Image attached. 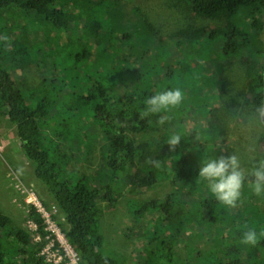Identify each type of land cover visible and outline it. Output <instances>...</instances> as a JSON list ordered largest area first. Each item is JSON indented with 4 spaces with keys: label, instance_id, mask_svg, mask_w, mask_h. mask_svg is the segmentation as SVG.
<instances>
[{
    "label": "trees",
    "instance_id": "16d2710c",
    "mask_svg": "<svg viewBox=\"0 0 264 264\" xmlns=\"http://www.w3.org/2000/svg\"><path fill=\"white\" fill-rule=\"evenodd\" d=\"M122 1L0 0V36L9 37L0 40V111L59 208V225L82 264H264L263 240L241 243L247 228L259 230L247 181L234 209L196 182L200 162L230 155L220 143L264 101V0H172L217 25L188 23L168 37L137 7L133 20ZM30 64L44 73L34 88L24 73ZM176 87L185 93L180 105L142 118L148 97ZM164 114L171 119L160 126ZM173 133L181 136L174 152ZM150 157L161 166L146 163ZM129 187L133 195L170 189L161 200L132 203V260L106 252L99 219L100 202L114 203ZM32 217L44 226L34 209ZM30 238L0 212V264H46Z\"/></svg>",
    "mask_w": 264,
    "mask_h": 264
},
{
    "label": "rangeland",
    "instance_id": "374dc122",
    "mask_svg": "<svg viewBox=\"0 0 264 264\" xmlns=\"http://www.w3.org/2000/svg\"><path fill=\"white\" fill-rule=\"evenodd\" d=\"M172 0H123L124 11L133 19L137 20V15L132 14L133 8H139L141 10L140 15H146L149 20L156 25L161 31L164 37H168L173 33L178 32L183 27L186 28V24L190 23V26L194 28L203 27L208 28L210 31L216 27V23L210 20H202L197 18L192 12H189L188 8H184L183 4L178 5ZM177 6V7H176ZM26 18L20 19L19 23L24 24ZM12 20H7V24L11 25ZM177 38H175L176 40ZM260 44L264 48V29L259 38ZM215 49V48H214ZM216 52V51H215ZM237 61V60H235ZM234 62V61H233ZM260 64L264 65V54L260 56ZM234 67L238 68L239 64L235 62ZM21 73V71H18ZM25 76L28 78V84L30 87L34 88L38 86L43 78V74L39 68L33 64L25 69ZM236 75V74H235ZM234 75V76H235ZM56 76L61 77L59 72H56ZM190 123L192 121H189ZM194 124L192 125V127ZM79 131L77 128H75ZM93 133H96L93 131ZM264 134V121H262L257 113H254L252 117L249 115L245 117L243 112V118L234 122L231 126L230 135L224 140V143H220V151L225 153L227 149L230 151V155L235 153L240 158V163L243 169H245L246 174L250 172L253 168V162L255 160L264 159V143L262 140V135ZM0 145L3 146V152L0 154V212L10 217L13 220V225L15 227H21L31 236V243L33 245H40V256L46 245L52 240H56V237L52 235L51 232L46 231V226L39 225L38 233H34L27 228L26 219V209L23 200L16 194L14 188L11 187V181H9L7 175L10 172L15 174L22 180L26 185L35 189L36 194L42 199V201L47 203L46 207L50 208L52 206L57 208V213L54 214V220L57 224V228L63 235L66 232L61 227L64 219L57 205L44 194L43 185L39 183L36 179L33 168L29 162H24V160H18L22 154L20 146V140L16 136L15 128L9 124V120L5 117V113L0 111ZM9 148H12L8 151ZM98 148H96L93 156V162L98 160ZM20 149V150H19ZM62 151V148H59ZM16 151L17 153H13ZM63 152V151H62ZM37 181V185L32 183V180ZM206 187V185H204ZM131 188H127L123 196L115 198L114 203H108L101 201L100 208L102 209L100 213V224H101V234L103 235L106 252L114 257L125 256L129 260L133 259L135 251L139 248L138 239L131 233V228L134 225V220L132 219V203L136 202L138 204L147 203L150 200H161L169 192V188L154 189L153 191L137 193L133 195L130 193ZM205 193L204 195H206ZM251 196L258 199V203L254 202L252 198L247 200L248 213L252 215L254 211H251L255 206L258 208V214L256 220L254 219V224L259 229L258 230V241L263 240L261 244H264V235H260V229L264 228V198L256 196L253 192ZM260 198V199H259ZM149 218V217H148ZM31 219L34 220L32 217ZM150 220H153V216H150ZM152 222V221H151ZM242 225V223H240ZM41 229L44 234H41ZM38 237L40 239L38 240ZM66 238L65 236H63ZM67 239V238H66ZM9 241L12 242L11 238ZM259 244V245H261ZM71 245V243H70ZM60 244L56 241V246L54 249H60ZM72 245L70 249H72ZM74 248V247H73ZM75 249V248H74ZM64 252V249H60ZM46 264L45 259H43ZM82 263V259L80 258Z\"/></svg>",
    "mask_w": 264,
    "mask_h": 264
},
{
    "label": "clouds",
    "instance_id": "9594fccd",
    "mask_svg": "<svg viewBox=\"0 0 264 264\" xmlns=\"http://www.w3.org/2000/svg\"><path fill=\"white\" fill-rule=\"evenodd\" d=\"M0 40L7 42L9 37L7 35L0 36ZM5 47L10 48L11 44L6 43ZM184 98L185 93L180 87L157 91L145 100L146 108L142 113V118L151 114L167 113L180 105ZM256 113L264 121V101H261L256 108ZM170 119L169 115H159L157 124L164 126ZM195 139L198 141L200 139L199 135ZM180 142L181 136L179 134L173 133L170 135L167 139L169 150L174 152ZM146 163L156 168L161 166L160 160L151 157L147 159ZM249 177L252 179H249ZM201 181L206 182L208 191L219 203L234 209L238 207L242 188L246 181L256 196L264 197V159L259 160L247 174L241 166L239 156L235 153L228 156L220 155L217 158L204 159L200 162L196 179L197 183ZM245 227L247 228V226ZM260 235H264V232H261ZM241 243L252 246L257 245L258 235L254 228H247L243 231Z\"/></svg>",
    "mask_w": 264,
    "mask_h": 264
},
{
    "label": "built area",
    "instance_id": "2783aa9c",
    "mask_svg": "<svg viewBox=\"0 0 264 264\" xmlns=\"http://www.w3.org/2000/svg\"><path fill=\"white\" fill-rule=\"evenodd\" d=\"M3 152V146L0 145V154ZM7 175L9 181H11V187L14 188L16 194L23 200L26 206V219L27 228L34 233L39 231V223L30 218L32 210L39 215L40 220L43 221L44 226H46V231H49L56 237V240L49 242L43 249L41 255L47 263L50 264H82L80 262V255L76 249L72 247L70 249V241L66 235H63L57 228V224L54 220V214L57 213V208L52 206L50 208L46 207L42 199L36 194L35 189L26 185L22 180L19 179L15 174L10 172ZM65 236L66 238H64ZM38 240L40 237H38ZM56 241L60 244V249H64V252L60 249H54L56 246Z\"/></svg>",
    "mask_w": 264,
    "mask_h": 264
},
{
    "label": "crops",
    "instance_id": "0c3cea01",
    "mask_svg": "<svg viewBox=\"0 0 264 264\" xmlns=\"http://www.w3.org/2000/svg\"><path fill=\"white\" fill-rule=\"evenodd\" d=\"M10 149H12V148H9V149H8V151H9ZM19 150H20V149H19ZM20 152H21V151H20ZM13 153H15V154H16L17 152H16V151H13ZM20 155H21V157H20V158H18V160L20 161V160H22V159H23V160H24V162H26V159L23 157V154H20ZM32 183L37 185V181H36L35 179H33V180H32Z\"/></svg>",
    "mask_w": 264,
    "mask_h": 264
}]
</instances>
